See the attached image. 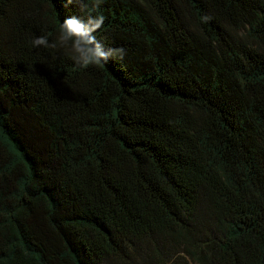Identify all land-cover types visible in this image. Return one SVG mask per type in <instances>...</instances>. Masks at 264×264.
I'll use <instances>...</instances> for the list:
<instances>
[{
    "label": "trees",
    "instance_id": "1",
    "mask_svg": "<svg viewBox=\"0 0 264 264\" xmlns=\"http://www.w3.org/2000/svg\"><path fill=\"white\" fill-rule=\"evenodd\" d=\"M192 263L264 264V0H0V264Z\"/></svg>",
    "mask_w": 264,
    "mask_h": 264
},
{
    "label": "clouds",
    "instance_id": "2",
    "mask_svg": "<svg viewBox=\"0 0 264 264\" xmlns=\"http://www.w3.org/2000/svg\"><path fill=\"white\" fill-rule=\"evenodd\" d=\"M104 17L101 15L98 17L96 24L93 26V31L98 29L101 24L103 23ZM62 34H61V41L67 42L71 36L79 37L74 44V48L76 52L79 54L80 59H78V63L81 67L87 68L89 65H99L101 61H107L108 55H104L103 53H94L88 45L95 41V38L92 37L90 39H84L81 34V25H74L73 22L68 19L65 21V24L61 26ZM67 28V31L65 29ZM36 46H49L47 43V38L44 36L38 37L33 42ZM110 53H117L121 59L124 55V49H109Z\"/></svg>",
    "mask_w": 264,
    "mask_h": 264
},
{
    "label": "rangeland",
    "instance_id": "3",
    "mask_svg": "<svg viewBox=\"0 0 264 264\" xmlns=\"http://www.w3.org/2000/svg\"><path fill=\"white\" fill-rule=\"evenodd\" d=\"M192 264H194V263H192Z\"/></svg>",
    "mask_w": 264,
    "mask_h": 264
}]
</instances>
